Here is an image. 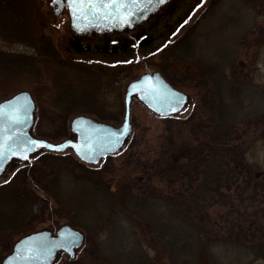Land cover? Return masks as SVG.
Instances as JSON below:
<instances>
[{"label":"rangeland","instance_id":"374dc122","mask_svg":"<svg viewBox=\"0 0 264 264\" xmlns=\"http://www.w3.org/2000/svg\"><path fill=\"white\" fill-rule=\"evenodd\" d=\"M159 1V11L130 30L99 31L75 28L71 31L68 13L65 7L58 11L57 0H34L41 20L39 39L35 46L0 36V50L31 55L41 70H44L42 82L22 88L28 89L36 102L33 134L53 142L62 141L70 136L69 124L74 114L65 112L64 108L68 105L79 107L85 103L73 101L65 105L54 98L48 78L55 70L54 61L73 65L74 67L70 68L75 69V72L82 66L101 73L104 83L92 104V111L76 114L84 113L97 120L118 125L124 116L127 82L142 72L158 70L157 64L164 62L161 49L165 47L169 55L165 63L172 76L171 83L191 97V102L184 106L183 111L174 116L173 127L179 120L190 121L204 108L201 94L215 93L214 103H222L225 119L233 122L240 136L237 140L244 144V159L255 174H263L264 10L258 11L244 0ZM190 27V51L184 53L183 50H175L173 42ZM73 34L77 35L73 37ZM140 58L144 60L139 61ZM76 80L77 84L72 86L70 93L76 98L81 94L88 95L90 87L86 86L84 81L78 78ZM5 97L0 93V100ZM204 112H207V115L204 114L203 119L215 118V113ZM130 121L132 135L126 145L96 163L82 161L69 148L56 151L55 154L60 156V165L64 166L63 172L67 170L65 167L69 169L71 165L79 163L74 160L78 158L83 169L102 170L104 177L109 179L112 185L117 184L124 175L139 174L136 171L127 173L129 171L123 166V161L132 150L141 153V160L156 155L157 145L164 133L165 121L137 98H132L130 103ZM190 139L192 136L186 138L187 141ZM65 156L73 158L74 161L70 163L64 159ZM23 165L24 163L11 162L0 176V185H13L20 192L36 195L31 209L36 215L41 216L45 212L55 210L57 206L51 200L46 204L47 209L41 213L43 207L38 199L42 195L29 178H24V172L28 171ZM18 169H21L22 175L14 174ZM83 169L75 168L74 171ZM47 178L49 176L44 177ZM60 186H63L64 194L67 189H74V184L68 176H62ZM256 198L262 200L264 192L257 191ZM6 202L11 203L10 200ZM237 203L238 210L247 214H253L254 207L259 206L254 201L246 205ZM225 210L222 206H214L210 210L216 225L226 218ZM104 214L102 211L101 218ZM260 214L261 212H258V215ZM49 216L50 220L38 222L32 231L49 228L51 220L57 222V227L69 223L67 217H59L57 213ZM252 217L253 215H250L248 219ZM0 223L5 224L4 220ZM73 227L85 232L79 226ZM11 229L6 236L9 238L5 239V242L0 241V262L3 256L10 252L15 240L24 235L14 233L18 232L19 227ZM21 230L23 231V228ZM95 235L104 243L102 251L105 259H109L107 261H110L112 256L120 257V262L107 264H184L180 262L181 257L183 260L188 259L187 264H264V260L256 257L245 245L230 242L212 244L208 248L207 256L203 258L193 251L189 254L187 249L180 250L179 254L174 256L166 242L171 234H160L148 228L140 219L134 224L122 217L108 219L96 230ZM84 240L72 258L62 253L55 264H99L98 258L93 254L97 249L94 241L86 244ZM182 251H186L185 256H182Z\"/></svg>","mask_w":264,"mask_h":264},{"label":"trees","instance_id":"16d2710c","mask_svg":"<svg viewBox=\"0 0 264 264\" xmlns=\"http://www.w3.org/2000/svg\"><path fill=\"white\" fill-rule=\"evenodd\" d=\"M244 1L258 11L264 10V0ZM40 28L41 20L34 0H0L1 37L35 46ZM191 32L190 27L173 42L175 50L190 51ZM161 52L164 62L158 63L157 69L171 82L172 76L165 63L169 55L165 47ZM142 60L144 58L139 59ZM70 67L74 66L54 61L55 70L48 78L55 99L65 105L73 101L85 102L79 107L68 105L64 108L65 112L75 116L76 112L92 111L90 109L102 90L104 78L101 73L82 66L76 72ZM43 77L44 70L31 55L0 50L1 95L7 97L24 86L42 82ZM77 78L90 87L88 95L81 94L76 98L70 93L72 86L77 84ZM201 97L204 108L190 121L179 120L173 127L176 113L159 115L165 121V128L156 155L141 160V153L132 150L124 159L123 166L129 171L127 173L136 171L139 174L124 175L115 185L104 177L102 170L83 169L78 158L74 160L79 163L69 169L65 167L67 170L63 172L60 156L55 154L56 151L45 148L30 154L24 161L15 159L19 164L24 163L22 167L28 171L24 172V178H29L42 195L38 199L43 207L41 213L51 200L57 207L41 216L36 215L31 212L36 195L20 192L13 185L1 184L0 222L4 220L5 224L0 223V241L5 242L9 238L6 237L7 232L12 227H19L14 233L26 234L34 230L38 222L50 220L49 215L57 213L59 217H67L73 226L85 230L84 243L94 241L97 249L93 254L99 264L115 263L120 257L112 256L107 261L109 259H105L102 251L104 243L96 238L95 232L108 219L122 217L131 224L140 219L160 234L170 233L171 237L166 242L174 256L187 249L189 254L193 251L203 258L212 244L230 242L245 245L256 257L264 260V203H260L264 198H256L257 191L264 192V173L255 174L244 159V144L237 140L240 136L233 122L225 119L222 103H214L215 93L201 94ZM204 111L215 113V118L203 119L207 113ZM189 136L192 139L187 141ZM70 158L64 157L72 163L74 160ZM75 168L83 170L77 172ZM21 173L18 169L14 174ZM46 176L49 178L44 179ZM62 176H68L74 184V189H67L66 194L60 186ZM8 200L11 203H7ZM250 201L259 205L254 207L253 214L238 210L237 202L246 205ZM214 206L226 209V218L217 225L210 212ZM102 211L105 213L103 218ZM250 215H253L252 219H248ZM50 223L49 227H57V222L51 220ZM184 252L182 256H185ZM181 258L180 262L187 264L188 259Z\"/></svg>","mask_w":264,"mask_h":264},{"label":"water","instance_id":"95a60500","mask_svg":"<svg viewBox=\"0 0 264 264\" xmlns=\"http://www.w3.org/2000/svg\"><path fill=\"white\" fill-rule=\"evenodd\" d=\"M94 7L86 10L79 0H66L72 29H94L99 31L130 30L159 11V0H90ZM101 4L107 5L101 7ZM157 7V8H156ZM63 7H58V11ZM113 25H105L109 21ZM137 22V23H136ZM89 23V24H87ZM135 24V25H132ZM131 25V26H130ZM110 27V30L107 28ZM112 27V28H111ZM136 96L147 108L158 115H169L181 111L190 101L189 95L173 86L159 71H145L127 82L124 93V116L121 123L113 125L93 117L79 114L72 117L70 136L59 142L32 134L35 100L31 92L22 89L0 100L6 113L0 117V176L14 159L26 160L29 155L42 148L63 151L71 148L84 162L96 163L107 154L120 150L132 131L130 103ZM22 122L16 123L13 118ZM29 141L62 148L37 147L32 150ZM84 234L69 223L52 231L39 229L19 237L11 251L0 264H54L62 251L72 258L81 246Z\"/></svg>","mask_w":264,"mask_h":264},{"label":"snow or ice","instance_id":"6c2138e0","mask_svg":"<svg viewBox=\"0 0 264 264\" xmlns=\"http://www.w3.org/2000/svg\"><path fill=\"white\" fill-rule=\"evenodd\" d=\"M79 3L81 4L82 7L86 6V10H91L94 7V5L91 4L90 0H79ZM106 6L107 5L101 4V7H106ZM4 115H6V113L3 111V106H0V117H3ZM13 120L16 123L22 122L19 117H14ZM29 143H31L32 145V150H34L37 147H43V146H47L49 148L55 147L57 149L65 147L64 145L62 146L44 145L43 142H37V141H29ZM24 158L27 159L26 156Z\"/></svg>","mask_w":264,"mask_h":264},{"label":"flooded vegetation","instance_id":"af4514ba","mask_svg":"<svg viewBox=\"0 0 264 264\" xmlns=\"http://www.w3.org/2000/svg\"><path fill=\"white\" fill-rule=\"evenodd\" d=\"M57 6L59 7H65V9H66V11H67V13H68V20H69V28H70V30H71V18H70V14H69V11H68V7H67V3H66V0H57ZM87 24H89V23H87ZM114 24V22L113 21H109L107 24H105V25H113ZM112 28V27H111ZM107 30H110V27L109 28H107ZM74 35H76V34H73V37H74ZM75 38H77V37H75ZM49 229L50 230H52V231H54V230H56V228H53V227H49Z\"/></svg>","mask_w":264,"mask_h":264}]
</instances>
